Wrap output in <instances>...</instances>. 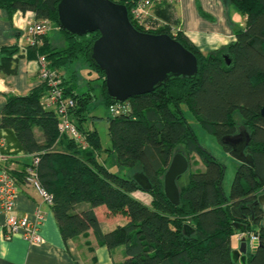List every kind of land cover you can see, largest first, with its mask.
I'll list each match as a JSON object with an SVG mask.
<instances>
[{"label":"trees","instance_id":"1","mask_svg":"<svg viewBox=\"0 0 264 264\" xmlns=\"http://www.w3.org/2000/svg\"><path fill=\"white\" fill-rule=\"evenodd\" d=\"M59 1L0 0V7L10 16L17 10H33L37 20L48 19L52 24L51 30L38 36L37 43L27 47L26 55L44 56L47 66L58 74L63 99L74 100L69 114L85 144L60 132V117L55 107L47 106L49 88L42 81L27 94L7 97L1 127L14 129L28 160L9 158L0 162L1 169L21 185L27 167L39 158L37 173L53 194L50 206L65 242L92 229L98 245L124 247L126 258L121 264H237L232 258L237 220L245 223L246 232L259 235L252 247L246 234L245 264H264V0H226L246 16V26L236 31L234 41L208 52L201 51L180 29L172 30V25L179 27L174 3L155 0L152 14L156 18H150L168 24L155 25L148 32L169 33L182 42L197 56L198 73L135 95L115 114L109 109L118 102L108 95L105 73L90 57L100 33L81 36L63 30L57 16ZM132 3H126L130 19L145 31L132 16ZM53 27L63 37L62 46L50 34ZM224 54L232 58L231 65ZM23 55L17 44L3 46L0 74L16 73ZM85 65L95 77H90L87 89L79 91V70ZM93 80H99L98 93ZM98 100V105L92 106ZM97 106L109 113L96 116L108 121V146L89 123L95 117L92 107ZM187 110L203 130L216 136L227 153L231 147L222 141L223 136L237 133L240 126L251 133L246 153L254 164L239 162L228 195L223 188L224 163L200 145ZM177 152L189 157L190 167L194 156L204 167L196 171L189 168L184 183L180 182L183 175L179 177V205L164 192V175ZM106 155L116 157L113 170L106 165ZM135 170L149 177L150 190H144L133 178ZM138 190L147 192L150 201L134 196ZM102 206L121 220L107 231L97 215ZM232 207L240 208L246 216L237 218ZM186 224L194 229L191 235L186 233ZM91 264H97L94 258Z\"/></svg>","mask_w":264,"mask_h":264},{"label":"crops","instance_id":"2","mask_svg":"<svg viewBox=\"0 0 264 264\" xmlns=\"http://www.w3.org/2000/svg\"><path fill=\"white\" fill-rule=\"evenodd\" d=\"M173 5L180 30L203 52L234 41L236 31L246 26V16L226 0H175ZM34 17L33 10H17L10 16L6 9L0 7V49L3 46L28 44L25 35L30 20ZM52 31L58 30L53 27ZM62 38L61 36L60 39ZM39 67L40 61L36 56L28 57L25 54L18 59L16 73L0 74L2 158L28 160L14 129L1 127V118L9 95L27 94L41 84ZM2 158L0 162H3ZM133 194L144 200V194L148 193L138 190ZM40 206L46 211V219L41 228V234L46 242L41 244H30L19 235L6 238L5 215L0 209V264H91L93 258L97 264H121L125 260L124 251L114 257L112 253L114 248L98 245L92 229L88 230L86 235L65 242L51 206L43 203L34 187L22 185L16 201L19 214H26L32 218ZM97 215L104 231L110 230L121 221L108 214L104 206L97 208ZM237 241L239 244V239ZM238 244L234 249H238Z\"/></svg>","mask_w":264,"mask_h":264},{"label":"water","instance_id":"3","mask_svg":"<svg viewBox=\"0 0 264 264\" xmlns=\"http://www.w3.org/2000/svg\"><path fill=\"white\" fill-rule=\"evenodd\" d=\"M60 27L68 33L85 35L100 33L94 40L90 57L105 73L107 93L117 102L151 92L166 82L179 77H194L198 73V58L182 42L169 33H153L139 30L132 23L126 4L114 0H60L57 5ZM231 65L232 58L224 54ZM264 117V106L261 109ZM230 145L229 154L241 163L254 164L253 157L246 153L251 133L243 128L235 134L222 137ZM190 159L183 152L175 153L164 175V192L175 205L181 203L178 179L187 173ZM133 178L144 190H150L152 183L143 171H136ZM264 207V199H262ZM234 215L246 216L240 208L232 207ZM239 233L247 231L246 225L235 222ZM188 235L194 232L186 224ZM247 237L241 238L238 249L232 250L237 263H246Z\"/></svg>","mask_w":264,"mask_h":264},{"label":"built area","instance_id":"4","mask_svg":"<svg viewBox=\"0 0 264 264\" xmlns=\"http://www.w3.org/2000/svg\"><path fill=\"white\" fill-rule=\"evenodd\" d=\"M121 3H128L130 0H114ZM131 13L134 20L141 25L145 31L154 29L155 25H166V21L154 22L152 18H156L152 14V8L155 0H132ZM173 1V0H168ZM175 1V0H174ZM127 5V4H126ZM158 20V19H157ZM172 30L180 29L174 25L171 26ZM52 29V24L48 19L37 20L36 17L30 20L27 33L25 35L28 44L20 43V52L26 54L28 45H33L38 42V36L45 34ZM39 78L47 83L49 91L47 93V106L55 107L60 117L59 130L61 133H67L77 141H81L85 144L84 137L80 132L76 124L71 120L69 111L74 107L75 103L73 99H63L62 89L60 87V80L56 71L50 69L47 66L46 58L40 56ZM124 102H118L110 107V113L115 114L119 109H125ZM1 146V142H0ZM0 158H2L0 156ZM3 160L8 158L4 157ZM39 162V158H34L31 164L27 167V173L24 179V183L18 185L15 178L6 170H0V209L5 215V235L10 239L16 235L26 240L30 244L45 243L46 240L41 234V228L46 219V211L40 206L35 211L34 217H30L26 214H19L16 209V201L20 192L21 186L34 187L40 194L43 203L51 205L53 203V194L49 192L41 183L37 173L36 166ZM249 234V244L255 245L259 240L257 233L243 232L239 233L241 239L246 234Z\"/></svg>","mask_w":264,"mask_h":264},{"label":"rangeland","instance_id":"5","mask_svg":"<svg viewBox=\"0 0 264 264\" xmlns=\"http://www.w3.org/2000/svg\"><path fill=\"white\" fill-rule=\"evenodd\" d=\"M172 3H175L174 0L171 1ZM170 3V2H169ZM152 11L154 12V6L152 8ZM152 12V13H153ZM50 34L53 37V40L59 44V46H62L61 44H63V41L60 36V34L58 32H54V31H50ZM76 65V64H75ZM80 63L77 64V67H80ZM86 67V69H84ZM95 77L94 74H90L89 73V69L87 68V65L82 66L79 70V91L85 90L89 87V84H87L88 82H90V77ZM92 85L96 88V92L98 93V88H99V80H93L91 81ZM99 100L95 102V104H92V106L94 105H98ZM92 117L90 119V126L95 127L96 129H98V131L100 132L101 138H102V142L104 146H108L111 144V140L108 134V121L105 118H97L96 116L99 117H103V116H107L109 113L108 111L103 107V106H97V107H92ZM186 115L191 123V125L193 126L198 139H199V143L201 146L205 147L206 149H208L211 153H213L220 161H222L224 163L225 166V176L223 179V188L225 193L228 195L230 193V188H231V184L233 182L235 173L237 171V168L239 166V161L237 159H235L234 157H232L229 153H227L225 151V149L223 148V146L220 144V142L218 141V139L216 138V136L214 134H210L208 132H206L205 130H203L201 128V126L198 124L197 120L195 119V117L187 110L186 111ZM243 129V126H240L238 128ZM105 161H106V165L110 168V169H114L116 166V157L115 155L112 156H107L104 157ZM195 162H193V165L190 167L191 171H196L197 169H203V164L201 162V160L199 159L198 156H194ZM136 172V170L134 171ZM188 173L183 174V176L180 179L181 183H184L186 181H188ZM144 200L149 202V200L151 199V197L148 194H144ZM119 218V217H118ZM120 219V218H119ZM239 237V233L237 234V236L233 237L232 239V243L233 246H235V248L237 247L238 244V239L241 242ZM240 246V243L238 244V248ZM253 247V246H252ZM124 251V247L123 246H118L116 248H114L113 250V255L114 257H116L120 252ZM237 264H243L241 261L237 262Z\"/></svg>","mask_w":264,"mask_h":264},{"label":"flooded vegetation","instance_id":"6","mask_svg":"<svg viewBox=\"0 0 264 264\" xmlns=\"http://www.w3.org/2000/svg\"><path fill=\"white\" fill-rule=\"evenodd\" d=\"M238 132H239V130H238ZM230 152V151H229ZM250 217V216H249ZM251 217H254V216H252L251 215ZM237 218H239V217H237ZM240 219H243V218H240ZM237 221H239V222H241V223H243L242 221H240V220H237ZM236 222V221H235ZM245 224V223H244Z\"/></svg>","mask_w":264,"mask_h":264},{"label":"clouds","instance_id":"7","mask_svg":"<svg viewBox=\"0 0 264 264\" xmlns=\"http://www.w3.org/2000/svg\"><path fill=\"white\" fill-rule=\"evenodd\" d=\"M239 233V232H238Z\"/></svg>","mask_w":264,"mask_h":264}]
</instances>
